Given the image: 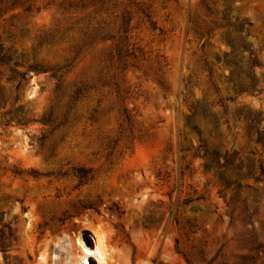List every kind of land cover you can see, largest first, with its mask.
<instances>
[{"label": "rangeland", "instance_id": "1", "mask_svg": "<svg viewBox=\"0 0 264 264\" xmlns=\"http://www.w3.org/2000/svg\"><path fill=\"white\" fill-rule=\"evenodd\" d=\"M257 136L264 0H0V264H264Z\"/></svg>", "mask_w": 264, "mask_h": 264}, {"label": "trees", "instance_id": "2", "mask_svg": "<svg viewBox=\"0 0 264 264\" xmlns=\"http://www.w3.org/2000/svg\"><path fill=\"white\" fill-rule=\"evenodd\" d=\"M228 43L232 44L233 40L228 39L227 40ZM234 59L236 62V55H234ZM226 61V60H225ZM234 61V60H233ZM256 60H252L251 62L247 63V67H243L240 66L238 67V69L235 68V72L236 76L239 78L241 72L246 73V75L248 77L251 78L252 74L254 73V71L252 70V66L256 65ZM239 70V71H238ZM233 71V72H234ZM21 77H23V75H20ZM213 121L214 124H217L218 120L213 117ZM251 121V129L254 128V124ZM195 128L197 129L198 133L201 134L202 132L195 126ZM257 141H262L263 140V145H264V137L260 138L259 136H257L256 138ZM200 149L203 151L202 153L200 152ZM195 150V154L201 155V157L205 158V162H204V167L207 169H212L215 168L216 173H218V175L220 176V179L223 183L224 186H229L231 183H236V192H238V190L240 189V185L237 182V178H240L242 176H246V177H250L252 178L254 181H259L261 180L262 176L264 175V163L262 161H259V164L257 167L253 166L252 164H248L246 167V174L243 175L242 172L237 171L235 173V179H232L231 176H229L227 174L229 169H240L241 166L234 164V155H229L228 152L226 150L221 151L219 148L217 147H209L208 144L205 142V140H202V143L200 144V146H198L197 148L194 149ZM222 157L223 161L220 162V158ZM233 177V176H232Z\"/></svg>", "mask_w": 264, "mask_h": 264}, {"label": "bare ground", "instance_id": "3", "mask_svg": "<svg viewBox=\"0 0 264 264\" xmlns=\"http://www.w3.org/2000/svg\"><path fill=\"white\" fill-rule=\"evenodd\" d=\"M86 232H88L93 238L94 251L92 252L91 249L86 248L85 250L90 253V255L82 253L80 256L81 259L79 260L78 264H89V259L91 255L94 256V259H96L98 264H101V262L105 259V248L107 247V239L105 235L101 232L91 231L89 229H86Z\"/></svg>", "mask_w": 264, "mask_h": 264}]
</instances>
